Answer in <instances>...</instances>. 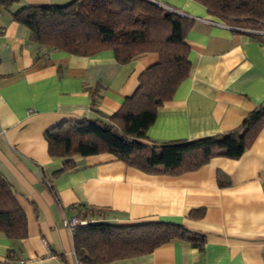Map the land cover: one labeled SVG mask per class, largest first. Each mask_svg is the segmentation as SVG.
<instances>
[{
	"label": "crops",
	"instance_id": "obj_1",
	"mask_svg": "<svg viewBox=\"0 0 264 264\" xmlns=\"http://www.w3.org/2000/svg\"><path fill=\"white\" fill-rule=\"evenodd\" d=\"M70 1L0 3V173L28 221L23 239L0 231V264H80L64 220L92 207L104 209L103 219L112 223H178L201 243L177 238L106 264H264V125L239 158L215 156L176 174L146 172L109 152L75 156L74 166L62 170L70 158L50 154L47 130L115 113L141 72L159 59L153 51L121 63L112 49L91 55L47 50L14 18L25 5ZM151 1L195 21L187 34L190 74L158 108L141 142L197 139L237 127L264 103V33L237 29L195 0ZM93 89L101 93L99 111L92 108Z\"/></svg>",
	"mask_w": 264,
	"mask_h": 264
},
{
	"label": "trees",
	"instance_id": "obj_2",
	"mask_svg": "<svg viewBox=\"0 0 264 264\" xmlns=\"http://www.w3.org/2000/svg\"><path fill=\"white\" fill-rule=\"evenodd\" d=\"M12 1L0 3L9 6ZM195 1L237 29H264V0ZM14 18L26 24L32 41L47 50L91 55L112 49L121 63L145 52L159 54L158 61L141 72L136 90L115 113L105 115V119L63 122L46 131L50 154L70 158L62 170L74 166L75 156L109 152L146 172L181 173L197 169L215 156L239 158L264 125L262 103L237 127L216 135L153 145L141 142L156 121L158 108L173 98L190 74L187 34L195 20L184 13L151 0H72L66 4L25 5L14 12ZM91 93L92 108L99 111L101 93L94 89ZM93 216L97 222L91 221ZM79 218L87 220L73 228L80 264H106L143 255L177 238L201 245L193 233L174 222L112 223L103 219L104 209L95 207ZM0 231L10 239L28 235L26 212L1 173Z\"/></svg>",
	"mask_w": 264,
	"mask_h": 264
},
{
	"label": "built area",
	"instance_id": "obj_3",
	"mask_svg": "<svg viewBox=\"0 0 264 264\" xmlns=\"http://www.w3.org/2000/svg\"><path fill=\"white\" fill-rule=\"evenodd\" d=\"M247 29L250 31H254V32L264 33V29H261V30L250 29V28H247ZM86 222H87V220H80L78 217H71V218H66L64 220V225L73 229L76 225H78L80 223H86Z\"/></svg>",
	"mask_w": 264,
	"mask_h": 264
},
{
	"label": "water",
	"instance_id": "obj_4",
	"mask_svg": "<svg viewBox=\"0 0 264 264\" xmlns=\"http://www.w3.org/2000/svg\"><path fill=\"white\" fill-rule=\"evenodd\" d=\"M159 4H162V3H159ZM163 5V4H162ZM93 222H97V221H93Z\"/></svg>",
	"mask_w": 264,
	"mask_h": 264
},
{
	"label": "rangeland",
	"instance_id": "obj_5",
	"mask_svg": "<svg viewBox=\"0 0 264 264\" xmlns=\"http://www.w3.org/2000/svg\"><path fill=\"white\" fill-rule=\"evenodd\" d=\"M165 6V5H164ZM167 7V6H166Z\"/></svg>",
	"mask_w": 264,
	"mask_h": 264
}]
</instances>
